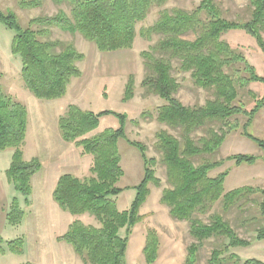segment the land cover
<instances>
[{
	"label": "trees",
	"instance_id": "1",
	"mask_svg": "<svg viewBox=\"0 0 264 264\" xmlns=\"http://www.w3.org/2000/svg\"><path fill=\"white\" fill-rule=\"evenodd\" d=\"M166 1L52 0L56 5L66 3L69 12L58 9L52 15H38L24 27L15 12L0 9V23L13 32L10 50L20 59L23 87L38 99L54 100L62 97L72 80L81 76L78 64L84 57L73 43L52 38L54 27L79 33L100 52L126 50L134 43L136 24L146 18L151 8L160 7L153 24L141 30L148 39L152 34L158 38L140 52L144 67L142 95H154L162 101L155 108V118L162 125L155 132L154 141L159 158L148 156L143 142L127 138L125 112H94L69 103L57 119L61 138L78 148L80 155L91 158L88 174L78 177L62 173L52 192L56 204L73 217L57 238L68 243L84 264H126L128 240L133 227L143 219L139 210L150 194L149 186L161 185L156 175L158 163L164 168L166 182L159 202L167 207L172 219L187 222L192 238L183 264H199V252L211 239L215 245L206 264L239 263V258L229 253L230 248L247 247L253 240L264 239V184L225 191L228 170L211 174L228 160L236 165H251L260 158L264 166V138L249 131L257 111L264 106V92L255 97L248 89L254 82L264 87V74H258L244 55L222 38L230 30H244L255 39L264 61V0H247L249 16L245 20L225 17L217 0H199L190 10L162 8ZM40 4V0L19 2L22 7ZM174 72L187 73L192 84L208 91L210 97L202 104L182 103L177 96L181 83ZM242 93L251 97V108L247 109ZM133 96L134 76L130 73L122 101ZM107 114L116 117L118 126L96 131L100 118ZM239 116L244 118L243 124L238 122ZM27 125L26 106L6 93L0 83V151L12 150L4 174L17 192L5 208L4 218L13 228L26 215L24 207L31 203L32 178L42 165L36 157L23 158ZM239 126L242 135L259 147L261 155L219 156L227 134ZM120 138L138 149L143 162V176L133 186L135 193L129 207L123 210L116 205L117 195L126 188L117 185L124 173L117 147ZM250 202L256 206L260 222L255 215L246 214ZM231 212L232 220L228 217ZM86 216L94 223L80 218ZM254 220L255 236L240 237L235 228H247ZM1 245L0 253L6 249L14 255L23 252L21 237L6 240V249ZM158 249L157 231L148 228L142 248L146 264L155 262ZM242 264L264 263L248 258Z\"/></svg>",
	"mask_w": 264,
	"mask_h": 264
},
{
	"label": "rangeland",
	"instance_id": "2",
	"mask_svg": "<svg viewBox=\"0 0 264 264\" xmlns=\"http://www.w3.org/2000/svg\"><path fill=\"white\" fill-rule=\"evenodd\" d=\"M20 1L23 0H0V9L15 12L19 23L23 27L27 26L30 19L38 15H52L58 9H62L66 13L69 12V6L66 3L56 5L52 0H40L41 4L36 7H22L19 5ZM217 1L223 9L224 16L228 19L245 20L248 18L249 4L247 0ZM198 2L199 0H167L162 8L179 7L190 10ZM159 9L160 7L151 8L146 18L136 24L137 34L130 49L115 52H100L93 43L84 39L79 33L71 34L54 27L51 31L52 38L73 43L75 48L84 56L78 64L82 72L81 76L73 79L66 93L54 100L38 99L28 90H25L20 78V59L18 56H14L10 50L13 32L0 23V82L3 84L6 93L23 103L27 108L28 125L23 150L27 152L26 155H30L31 152L33 154V150L38 151L40 160L42 163H46L43 177L45 173L51 174L54 166L62 165L65 161L80 164L77 169L79 173L87 171V164L84 163L87 160L86 158L81 157L76 160V155L73 156L66 146L57 143L54 139V116L55 114L56 117L58 114H62L66 104L69 103H74L81 106V108L94 112L105 109L125 112L128 115L125 128L127 138L143 142L147 146V155L159 158L154 149V141L155 132L161 129L162 125L155 118V108L162 101L154 95L143 96V88L140 85L144 75L143 59L140 52L148 49L158 38L152 34L151 39H148L141 33V30L153 24ZM262 35L264 37V34ZM222 38L231 47L239 50L258 74H264L262 53L253 37L244 30L235 29L223 34ZM130 73L134 76V96L127 101H122L124 84ZM174 75L181 83L177 96L182 103L186 105L202 104L210 97L208 91L192 84L187 73L174 72ZM248 89L255 93V97L264 92L263 85L256 82L249 84ZM28 96L35 102L34 107L27 101ZM242 97L245 100L247 109L254 105L251 97L244 93H242ZM142 112H144V115L141 114ZM130 119H135L137 122H132ZM237 119L240 124L244 123L243 117L239 116ZM49 125H51L49 132L52 135L46 134ZM117 126L118 120L116 117L107 114L100 118L96 131ZM249 131L259 138H264V106L257 111ZM35 137L37 139L42 138L43 141L33 144L32 140H37ZM117 147L120 165L125 172L117 185L126 188L117 195L116 205L119 210H123L129 207L135 193L133 186L143 176V162L138 149L129 145L124 139L120 138L117 141ZM6 150L12 152L11 149ZM236 153L261 155L259 147L242 135L240 126L227 134L219 156L225 157ZM222 170H228L224 180L225 191L242 185L262 186L264 184V166L260 158H257L256 162L251 165L244 163L236 165L232 160H228L220 168L212 170L211 174H216ZM156 175L161 179V185L157 187L150 184L149 186L150 194L139 210V213L143 215V219L133 227L128 240L125 252L126 264H146L142 248L148 228L156 229L159 239L158 257L153 264H183L186 247L192 241L188 233L187 222L172 219L168 214L167 207L159 202L161 189L166 186L164 168L159 163L156 166ZM1 176H4L6 182L5 174H0V178ZM45 183L50 184L49 181ZM9 190L8 200L11 201L12 196L16 195L17 192L11 185ZM48 198L51 200V196ZM51 201L55 204L53 199ZM246 206H248L246 214L255 215L260 222L261 219L256 206L252 202ZM4 210H2L3 219L2 215L0 216V227L3 225ZM24 210L26 215L22 221L24 220V225L27 224L26 237L23 238L20 228L10 227L6 222L5 226L8 230L0 228V236L6 237L7 240L16 237L23 239V252L20 255L8 253L5 241L0 237V245L2 244L1 246L6 249L5 252L0 253V264H21L26 261L33 264H84L68 243L57 238L60 236H57V234H61L59 232L63 228L67 229V224L71 219L70 214L61 210H58L57 213L55 209L50 208L49 204H44L36 189H33V199L30 206L24 207ZM233 216L234 212L228 215L231 220ZM83 221L94 223L90 217H83ZM255 224L256 220L247 228H235V230L242 238H253L256 233L253 231ZM33 228L36 234H31ZM121 234H123V230H121ZM213 244L215 245V242L212 239L205 242L199 252V264H206V260L214 247ZM229 253H234L239 258V263L235 264H242L248 258H256L264 263V239L253 240L247 247L230 248Z\"/></svg>",
	"mask_w": 264,
	"mask_h": 264
},
{
	"label": "crops",
	"instance_id": "3",
	"mask_svg": "<svg viewBox=\"0 0 264 264\" xmlns=\"http://www.w3.org/2000/svg\"><path fill=\"white\" fill-rule=\"evenodd\" d=\"M1 83V82H0ZM1 85H2V87H3V84L1 83ZM70 86V85H69ZM69 88V87H68ZM26 90V89H25ZM68 90V89H67ZM27 101L29 102V104L32 106V107H34L35 106V102L34 101H32L31 100V98L28 96V98H27ZM28 103H27V105H29ZM67 105V104H66ZM66 107V106H65ZM81 107V106H80ZM83 108V107H82ZM83 109H85V108H83ZM38 111V110H37ZM58 116H59V114H58ZM58 116L56 117V114H55V116H54V119H55V121L53 122L54 123V126H53V130H55L54 131V139L56 140V142L57 143H59V144H63L64 146H66L69 150H70V152L73 154V156H75L76 155V157H77V159L76 160H79L81 157H83V158H86L87 160L84 162V163H86L87 164V171L85 172V173H79L78 172V167H79V165L80 164H78V163H73L72 161H65L62 165H59V166H54L53 168H52V170H53V172L50 174V173H45V176L43 177V172H44V170H45V167H46V163H42V161L40 160V158H39V156H38V151L37 150H33V154H32V152H31V154L30 155H26V151L25 150H23V158H24V160H30L31 158H33V157H36V158H38L39 160H40V162H41V168H40V170L33 176V178H32V196H31V200L33 199V189H36L37 191H38V193H39V195H40V197H41V199H42V201H43V203L44 204H49V206H50V208L51 209H55L56 210V212L58 213L60 210L61 211H64V210H62L57 204H56V202H55V204L51 201L52 199H53V197H52V192H53V188H54V186H55V184H56V181H57V179H58V177L62 174V173H65V172H69V173H72V174H74V175H76V176H78V177H81V176H84V175H86V174H88V169H89V165H90V161H91V158L89 157V156H82V155H80V153H79V150H78V148H76L72 143H70V142H65L62 138H61V136H60V134H59V131H58V128H57V119H58ZM39 117H40V115H39ZM50 126L51 125H49V129L46 131V134H51L49 131H50ZM56 128H57V131H56ZM37 132V131H36ZM52 135V134H51ZM37 136V135H36ZM26 137V136H25ZM28 137V136H27ZM35 139H37L36 137H35ZM43 141V139L41 138V139H37L36 141H34V140H32V142H33V144H35L36 142L37 143H41ZM67 144V145H66ZM3 151H5V153H3ZM3 151H0V174H2L3 175V173H4V171H5V169L7 168V166H8V164H9V162H10V158H11V153L12 152H10V151H8V150H3ZM3 154H6L5 156H2ZM84 163H82V164H84ZM48 171V170H47ZM46 172V171H45ZM123 172H124V169H123ZM125 173V172H124ZM124 173H123V175H124ZM49 174H50V176H49ZM123 177V176H122ZM43 180V181H42ZM46 181H49L50 182V184H47V183H45ZM6 182H7V180H6ZM6 182H5V178H4V176H1V178H0V216L2 215V210H4V208H6L7 207V205H8V203H9V201L10 200H8V198H9V194H10V190H9V187H10V185L11 184H9L8 182H7V184H6ZM45 183V186L43 185ZM39 188V189H38ZM49 196H51V200L48 198ZM46 198V199H45ZM31 204V203H30ZM30 206V205H29ZM28 206V207H29ZM59 210V211H58ZM65 212H67V211H65ZM68 213V212H67ZM69 214V213H68ZM71 216V219L69 220V223L72 221V219H73V217H72V215H70ZM25 217V216H24ZM87 217V216H86ZM85 217V218H86ZM82 220H83V217H80ZM88 218V217H87ZM2 219H3V215H2ZM27 220V219H26ZM23 222H24V220L21 222V224L18 226V228H20V232H22L23 233V238L24 237H26L27 236V224L26 225H24L23 224ZM69 223L67 224V225H69ZM3 225H1V227L0 228H3L4 230L6 229V230H8L7 229V227L5 226L6 224H5V218H4V220H3V223H2ZM66 227V226H65ZM65 228H63V230L61 231V232H59V233H64L65 232ZM17 232H19V231H17ZM36 234L35 233V229L33 228L32 229V232H31V234ZM61 234H57V236L58 235H61ZM1 237V236H0ZM4 241H6L7 239H6V237H1ZM67 248V247H66Z\"/></svg>",
	"mask_w": 264,
	"mask_h": 264
}]
</instances>
